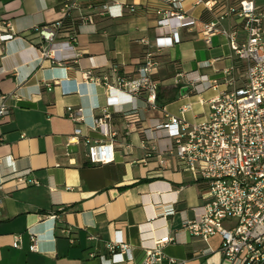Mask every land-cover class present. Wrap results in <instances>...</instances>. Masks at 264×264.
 <instances>
[{"label":"crops","instance_id":"1","mask_svg":"<svg viewBox=\"0 0 264 264\" xmlns=\"http://www.w3.org/2000/svg\"><path fill=\"white\" fill-rule=\"evenodd\" d=\"M65 1L0 0V30L14 33L0 41V96L8 95L11 106L0 117V264H130L113 259L108 243L127 241L139 262L143 246L165 233L174 237L164 247L166 254L193 264L221 262L219 234L204 239L182 224L185 216L196 217L208 183L179 169L174 155L159 156L169 141L151 126L166 112L179 114L186 103L191 104L188 120L203 118L208 105L200 100L224 87L228 69L237 83L243 81L244 64L228 37L217 32L207 41L201 32L205 23L219 20L242 37L235 13L219 18L239 0H73L75 6L64 16ZM255 2L264 5V0ZM172 10L195 22L178 28L173 44L158 48L157 38L170 30L161 20ZM58 20L56 40L71 42L74 47L64 52L73 57L53 63L41 56L46 43L36 29ZM149 51L158 82L156 107L146 102L144 91L132 101L138 120L127 122L114 112L109 123L116 132L115 159L92 162L84 137L72 139L78 123L67 107L82 108L89 123L107 90L103 83L85 80L83 72L107 74L115 83L117 74L135 76ZM188 77L219 83L198 93ZM148 127L154 138L146 141L155 147L150 155L143 144ZM82 129L92 139H105L84 123ZM18 172L26 183L17 179ZM32 233L38 250L30 248ZM16 234L22 237L17 247Z\"/></svg>","mask_w":264,"mask_h":264},{"label":"built area","instance_id":"2","mask_svg":"<svg viewBox=\"0 0 264 264\" xmlns=\"http://www.w3.org/2000/svg\"><path fill=\"white\" fill-rule=\"evenodd\" d=\"M74 6L75 1L66 0L63 15ZM129 7L134 10L136 6L131 4ZM228 13H235L240 19L244 31L242 37H238L237 29L222 27L219 20L205 23L201 32L207 41L217 32L228 37L236 58L244 64L243 81L237 83L232 69L226 70L224 87L209 99L200 100L208 105L203 118L188 120L185 112L191 104L186 103L181 105L179 114L166 112L164 118L151 128L161 132L169 141L159 149V156L174 155L179 169L195 172L208 183L207 199L197 208L196 217L185 216L182 224L190 234L204 239L215 234L221 236L219 252L222 261L211 264H264V5H257L255 0H239L237 6L229 7L219 18ZM161 21H165L170 30L157 38L158 48L173 44L176 30L195 22V19L180 10H172ZM61 25L62 20H58L36 29L46 43L41 48V56L50 58L53 63H62L73 57L64 50L74 45L56 40ZM13 36L14 33L8 30H0V41ZM154 66L155 59L149 51L135 76L117 74L115 83L109 81L107 74L95 75L91 69L83 72L85 80L103 83L107 90L105 102L97 105L98 112L89 123L84 121L82 108L67 107L68 116L78 123L72 139L84 137L87 155L92 162L107 163L115 159L116 132L109 123L114 112L120 113L127 122L138 120V107L132 101L144 91L147 92L146 102L156 107L158 82L152 76ZM188 80L198 93L208 87H217L219 83L217 79H208L209 84H204L200 78L188 77ZM47 85L50 88L51 83L47 82ZM7 97L6 94L0 96V117L11 111ZM126 104L132 105L126 107ZM82 123L99 130L105 139H92L84 134ZM151 128H144L143 144L148 155L155 148L146 141L154 138L149 133ZM160 162H164L162 157ZM16 177L27 182L22 172ZM30 182L37 181L31 179ZM21 239V235L16 234L14 246H20ZM31 239L30 248L38 250L34 233ZM173 240V236L165 233L155 238L152 244L144 245V255L139 262L135 261L134 247L127 241H111L108 248L113 259L130 264H193L188 258L165 253L164 247Z\"/></svg>","mask_w":264,"mask_h":264},{"label":"water","instance_id":"3","mask_svg":"<svg viewBox=\"0 0 264 264\" xmlns=\"http://www.w3.org/2000/svg\"><path fill=\"white\" fill-rule=\"evenodd\" d=\"M186 88V87H183V89Z\"/></svg>","mask_w":264,"mask_h":264}]
</instances>
